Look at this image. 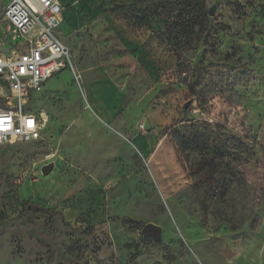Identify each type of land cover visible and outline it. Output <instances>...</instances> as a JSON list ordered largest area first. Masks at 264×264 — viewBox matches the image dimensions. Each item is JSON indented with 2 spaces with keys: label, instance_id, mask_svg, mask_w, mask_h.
<instances>
[{
  "label": "rangeland",
  "instance_id": "1",
  "mask_svg": "<svg viewBox=\"0 0 264 264\" xmlns=\"http://www.w3.org/2000/svg\"><path fill=\"white\" fill-rule=\"evenodd\" d=\"M57 1L74 74L31 93L40 141L0 147V264H264V0ZM214 137L249 152L219 166Z\"/></svg>",
  "mask_w": 264,
  "mask_h": 264
},
{
  "label": "built area",
  "instance_id": "2",
  "mask_svg": "<svg viewBox=\"0 0 264 264\" xmlns=\"http://www.w3.org/2000/svg\"><path fill=\"white\" fill-rule=\"evenodd\" d=\"M2 14L14 45L0 54V119L6 121L0 120V147H9L41 140L45 119L29 108L30 95L52 75L74 69L57 32L63 21L57 0H8Z\"/></svg>",
  "mask_w": 264,
  "mask_h": 264
},
{
  "label": "trees",
  "instance_id": "3",
  "mask_svg": "<svg viewBox=\"0 0 264 264\" xmlns=\"http://www.w3.org/2000/svg\"><path fill=\"white\" fill-rule=\"evenodd\" d=\"M195 20H196L195 24L198 27L197 35L201 36L204 33L205 28H206L207 12L203 8H200L195 14ZM211 144H213L215 146L214 148L218 154V157L221 159L219 161V164H218L219 166L222 165V162H223L222 160H223L224 156H226L227 158L228 157L232 158L237 153H240L241 155H243V154H247L249 152V149L246 148L245 145L236 138L223 139V138L214 137L212 139ZM9 147H12V146H9ZM213 163H214V161H212V160L207 161V159L205 158L202 160L201 163L198 164V166H200L201 169H205L206 167L213 165ZM227 166H228V168L230 167V165H228V164H227ZM208 179H209V181H204V182L209 183V188H210V190L213 191V193H215L217 191L219 192V190H222L225 188V186H227V181L223 177L220 178V176H219V177H217V179L208 177ZM213 196H214V194H213ZM27 211L46 212L47 214H51L50 213L51 211H49L48 209L40 207L39 205L34 204V203H29V202H26L25 204H23L20 215H23ZM122 221H123V223L129 225L132 228H139L140 227L139 222H136L134 220L123 219ZM93 230H94L93 227H88L84 233L87 235H90L93 233Z\"/></svg>",
  "mask_w": 264,
  "mask_h": 264
},
{
  "label": "water",
  "instance_id": "4",
  "mask_svg": "<svg viewBox=\"0 0 264 264\" xmlns=\"http://www.w3.org/2000/svg\"><path fill=\"white\" fill-rule=\"evenodd\" d=\"M213 12H214V9L211 8L209 11H208V15L211 16L213 15ZM187 106V105H186ZM51 168H52V165H46L44 166L42 169H41V173L43 175H47L50 171H51ZM141 233L145 236H149L153 239H157L159 234H160V229L154 225V224H146L142 227L141 229Z\"/></svg>",
  "mask_w": 264,
  "mask_h": 264
},
{
  "label": "crops",
  "instance_id": "5",
  "mask_svg": "<svg viewBox=\"0 0 264 264\" xmlns=\"http://www.w3.org/2000/svg\"><path fill=\"white\" fill-rule=\"evenodd\" d=\"M0 24L4 25V29L3 30L0 29V32H1V34H0V54H8L11 51V49L13 48L14 45L11 44L9 38L4 37L5 31L6 32H8V31H7V25L3 21L2 17H1Z\"/></svg>",
  "mask_w": 264,
  "mask_h": 264
},
{
  "label": "bare ground",
  "instance_id": "6",
  "mask_svg": "<svg viewBox=\"0 0 264 264\" xmlns=\"http://www.w3.org/2000/svg\"><path fill=\"white\" fill-rule=\"evenodd\" d=\"M42 115H43V117H44V113H42ZM44 119H45V123H46V117H44ZM45 123H44V126L43 127H45Z\"/></svg>",
  "mask_w": 264,
  "mask_h": 264
},
{
  "label": "snow or ice",
  "instance_id": "7",
  "mask_svg": "<svg viewBox=\"0 0 264 264\" xmlns=\"http://www.w3.org/2000/svg\"><path fill=\"white\" fill-rule=\"evenodd\" d=\"M0 120L5 121V120H3V119H0ZM5 122H6V121H5ZM29 125H32V122H31V121H29Z\"/></svg>",
  "mask_w": 264,
  "mask_h": 264
}]
</instances>
